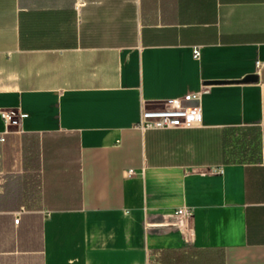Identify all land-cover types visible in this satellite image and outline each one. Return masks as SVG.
I'll return each mask as SVG.
<instances>
[{"label": "crops", "instance_id": "crops-1", "mask_svg": "<svg viewBox=\"0 0 264 264\" xmlns=\"http://www.w3.org/2000/svg\"><path fill=\"white\" fill-rule=\"evenodd\" d=\"M194 92V125H136ZM7 108L0 264H264V145L225 140L264 137V0H0Z\"/></svg>", "mask_w": 264, "mask_h": 264}, {"label": "built area", "instance_id": "built-area-1", "mask_svg": "<svg viewBox=\"0 0 264 264\" xmlns=\"http://www.w3.org/2000/svg\"><path fill=\"white\" fill-rule=\"evenodd\" d=\"M82 3L81 1L78 6ZM199 55L200 48L194 47L193 56L199 57ZM260 64L261 62L258 60L256 67L258 68ZM199 100V93L197 92L178 98H170L160 107L143 110L136 125L144 130L147 128L163 129L192 126L201 118ZM0 116L6 126L19 128L21 119L26 116V113L13 108H7L0 111ZM129 173L131 171H127V174ZM185 212H187V209L183 207L177 210L178 214Z\"/></svg>", "mask_w": 264, "mask_h": 264}, {"label": "rangeland", "instance_id": "rangeland-1", "mask_svg": "<svg viewBox=\"0 0 264 264\" xmlns=\"http://www.w3.org/2000/svg\"><path fill=\"white\" fill-rule=\"evenodd\" d=\"M228 159L258 162L262 158L263 131L259 127H234L225 132Z\"/></svg>", "mask_w": 264, "mask_h": 264}, {"label": "water", "instance_id": "water-1", "mask_svg": "<svg viewBox=\"0 0 264 264\" xmlns=\"http://www.w3.org/2000/svg\"><path fill=\"white\" fill-rule=\"evenodd\" d=\"M258 78L257 75H254V74H249V75H245V77H243L241 80H238L236 82H254L256 81ZM228 80H225V81H221V80H209L207 82H205V84H209V83H216V84H223L225 82H227Z\"/></svg>", "mask_w": 264, "mask_h": 264}]
</instances>
